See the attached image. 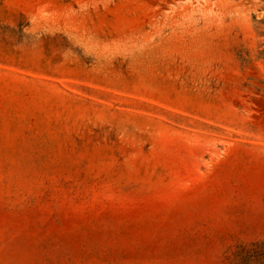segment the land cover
Instances as JSON below:
<instances>
[{"label":"rangeland","instance_id":"1","mask_svg":"<svg viewBox=\"0 0 264 264\" xmlns=\"http://www.w3.org/2000/svg\"><path fill=\"white\" fill-rule=\"evenodd\" d=\"M0 264H264V0H0Z\"/></svg>","mask_w":264,"mask_h":264}]
</instances>
